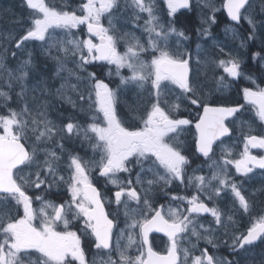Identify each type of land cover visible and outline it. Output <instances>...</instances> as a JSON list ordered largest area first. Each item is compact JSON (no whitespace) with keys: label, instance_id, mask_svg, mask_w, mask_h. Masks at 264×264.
I'll use <instances>...</instances> for the list:
<instances>
[{"label":"snow or ice","instance_id":"obj_1","mask_svg":"<svg viewBox=\"0 0 264 264\" xmlns=\"http://www.w3.org/2000/svg\"><path fill=\"white\" fill-rule=\"evenodd\" d=\"M22 5L28 22L18 36L9 34L6 43L14 48L5 47L4 54L6 58L10 51L15 59L22 53L26 58L14 69L0 61L9 88L0 90V264H90L91 248L93 257H106L102 264H244L255 249L264 252V214L255 212L244 189L257 174L264 177V155L251 151L264 152V20L253 15V0H223L228 20L241 28L246 22L248 34L245 38L234 27L227 28L244 52L225 51L216 41L214 47L223 56L213 57L209 65L223 73L217 91L235 87L243 103L204 91L192 73L193 53L185 43L191 40L188 27H176L180 16L190 24L187 14L199 9L201 24L208 25L196 30L199 64L201 38L215 40L210 28L219 22L215 13L220 9L211 0H196L195 6L193 0H163L166 20L161 19L164 8L156 0H124L123 12L130 13L126 18L118 15L121 0H80L75 7L66 4L60 9L45 0H22ZM120 19L131 21L133 28L141 27L137 22L143 19L147 46L132 32L118 36ZM171 37L176 38L175 48L169 44ZM121 38L126 44L123 52ZM69 56L78 71H67L77 83L61 75ZM40 57L44 68L49 60L55 62L53 75L63 81L56 95L72 109L90 114L86 127L74 114L58 122L48 119L46 110L55 107L54 85L40 69ZM249 59L255 74L244 70ZM97 65L101 71L107 66V75L116 79L106 82L90 70ZM241 81L250 83L241 86ZM69 87L78 99L68 94ZM130 87L143 96L134 110L139 125L128 123L119 111ZM181 109L189 113L187 118ZM237 126L241 137L236 143L243 145L239 158L227 146ZM184 132L194 137L187 147L180 139ZM77 140L88 143L91 156L69 148ZM217 148L222 149L219 159ZM204 165L210 176L202 174ZM101 178L112 186L105 190L110 193L108 204L117 206L115 213L106 210L104 192L98 187ZM260 184L256 191L264 192V180ZM178 187L186 194H176ZM188 189H195V194ZM164 198L168 199L157 207ZM154 233L166 238L161 240L164 252L155 250ZM125 238L127 243H122ZM200 241L207 246L198 247ZM220 250L223 254H218Z\"/></svg>","mask_w":264,"mask_h":264},{"label":"flooded vegetation","instance_id":"obj_2","mask_svg":"<svg viewBox=\"0 0 264 264\" xmlns=\"http://www.w3.org/2000/svg\"><path fill=\"white\" fill-rule=\"evenodd\" d=\"M62 1V3H64V7L67 5L75 7L79 4L80 0H60ZM58 2L59 0H54L53 3V7L59 9L58 7ZM212 3L215 4V6L217 8L220 9L219 12H216V16L219 18V22L217 24L211 25L210 31L212 33V35L215 37V40L208 38V37H204L201 38V43H202V48L204 49L203 51L200 52V63L197 64V58H196V40H197V36H196V30L197 28H204V27H208L207 24H201V17L199 15V9H197L195 12L192 13H188L187 15L191 16V22L190 24H187V22L185 21V17L184 16H180L179 18V22L177 23L176 27L177 28H183L185 26L188 27V36L191 38L190 41L185 42L186 44L190 45L191 51L193 53V59H192V73L196 76V78H198V80L201 82V84L204 87V91L207 93L209 90L212 91V93L216 96H222V97H231L233 100L235 99H239L241 103H243V99L242 96L241 97H237L236 95V89L235 87H229V88H225V89H221L219 91H217V80L219 78L220 75H223L222 70L220 69H215L214 65H212L211 67L209 65H211V61L213 59V57H217V56H223V53H220L219 49L214 47L215 42L219 41L221 43H223L224 47H225V51H229V50H239L241 53L244 52V49H241L239 47L240 45V40L237 38H234L232 35L231 31H226L227 28H231L234 27L240 34H242L245 38L247 37V31H245V29L248 28L247 23L245 22L243 25V28H241L240 25H234L233 22L229 21L227 18V14L223 11L222 9V4H223V0H211ZM123 3L124 0H121V13L118 15H122L123 17H127L130 15L129 12H123ZM156 3L158 5V7L164 8V13L165 15L163 17H161L162 20H166V7H164L163 5V0H156ZM193 4L195 6L196 4V0H193ZM253 15L255 16L257 21L260 20H264V11H262V7H264V0H253ZM201 7H203V4L201 3ZM182 12H184L185 10H181ZM205 12H208V9H204ZM211 14V13H209ZM146 17V14H143ZM26 18V16H25ZM28 22V20L26 21V23ZM102 23L104 24V26H108V21L107 19L102 20ZM141 27H136L133 28V24L131 21H127L126 19H120L117 21V35L120 37H123L124 33L126 32H132L137 38H139L141 40V42L143 44H145L147 46L148 44V36L147 33H145L142 30V26L144 25V20L141 19L137 22ZM82 28H84V26H81ZM78 33V30H74ZM84 34L86 36V28H84ZM79 38V36H78ZM175 37H171L169 40V44L172 48H175ZM7 40L2 41L3 46V52H4V48L5 47H10V48H14V45H7L6 43ZM206 41V42H205ZM35 43H39V42H35ZM126 44L124 39H120L119 41V50L121 52H123L125 50ZM258 48V43L257 45L253 46V50H256ZM147 55V54H146ZM26 58L25 54H18V56L14 59L11 56V52L9 51L7 54V57L5 58V54H4V60H5V65H6V69H14L17 64L20 62V60ZM148 60L150 61L151 56L148 55L147 56ZM227 58V57H224ZM40 60V69H42L43 72L47 73V75L50 77L48 79V84L49 85H54V87L52 88V100L55 104L54 108H50L47 111V116L48 119L53 120L58 122V120L60 118H67L69 114H74L76 121L78 123H81L82 125H84L86 127V122L90 121V114L87 112V110H80V109H72L71 106L69 105V112L68 113H59L57 110L58 108L57 105L59 104V100L56 98V89L58 88V85L60 83V78L55 77L53 74L55 72V62L52 60L48 61V67L44 68L43 67V57L39 58ZM5 69V75H4V84H7L5 87V91H9L8 88V76H7V71ZM65 71L61 74L63 77H65L68 81H70L71 83H77V81L75 80L74 76H69L68 73V69H72L73 71H78L75 68V65L72 64L71 62V56L68 57L67 62L65 64ZM90 70L96 71L98 73V75L104 79L106 82L110 81L112 79H116L115 77H109L107 75V66H105L104 70L101 71L99 65H97L95 68L90 67ZM245 71H249L252 72L253 74H255L254 72V65L252 64L251 60H246L245 61ZM124 72L125 75H128L129 72L127 69L122 70ZM215 72V75H214ZM36 75H39V72H35ZM15 83V82H14ZM35 83V80H30L29 81V93L32 94L31 92V86ZM250 82L248 81H241V86H243L244 84H249ZM113 88H115V84L111 85ZM264 86V85H262ZM16 91H19V88H16ZM68 94L72 95L74 99H78V97H76V93L72 92L70 87L67 90ZM39 93H37L38 95ZM13 97L15 98V92L12 93ZM144 96H146V93L143 94ZM143 96L140 95V90L135 88V87H130L129 91L124 95V97L121 99V102L119 104V111L121 112V114L123 116H126L128 118V123H130L131 125H139V120L138 119H134V110L135 108L140 104L141 100H142ZM181 114L187 118L189 116V113L186 112L184 109H181ZM196 113L192 112L191 113V117L195 118ZM248 123L249 121H247V114L245 117V124H244V132L248 131ZM256 124H259V121H256ZM195 129L192 128V133H194ZM241 137V129L239 126H237L235 128L234 131V135L232 137L231 141L227 142V146L232 147L233 150V154L235 156V158H239V152L242 151L243 149V145L241 144H237L236 141L238 138ZM193 135L189 132H184L181 135V141H182V146L183 147H187L188 144L191 143V141L193 140ZM76 148L79 150V154L81 156H84L85 153H87L88 156L92 155V150L91 148L88 146V143L86 141L81 142L80 140H77L74 144H69V148ZM194 147V145H193ZM252 154L254 155H264V152L258 150V149H252ZM222 154V149L221 148H217L216 149V159H219L221 157ZM203 159V158H201ZM197 167V164H192L191 168H195ZM204 171L202 174L210 176L211 175V170L207 167V165H204ZM257 173H259V170H257ZM189 175H191V169H189L188 172ZM201 174V173H198ZM232 174L235 175V171L234 169L232 170ZM237 182H239L240 178L236 177ZM264 180V177H261L259 174H257V176L255 177V179L251 182L245 183L244 184V189H245V194L249 197H251L252 201H253V205H254V210L255 212L258 213H262L264 214V192H258L256 191L257 189H259L261 187L260 181ZM178 184V182H176ZM98 187L104 192L105 195V204H106V210L108 211H112L113 213H115L116 211V204L112 203V204H108V196L110 195V193H108L105 189L106 188H111V185H105L103 182V179L101 178L100 181L98 182ZM56 190L54 189L53 192H55ZM188 192H191L192 194H195V189H188ZM175 193L176 194H180V195H184L185 190L183 187H178L175 189ZM160 191L159 189H157V193L156 195L159 196ZM48 199L53 200L54 202H60L59 199L55 196V195H49ZM168 198H164L158 201L157 203V207L162 204L165 203L166 200ZM231 198L229 197V200ZM208 203V205L214 206V201L213 200H207L206 201ZM217 206H222L220 204H217ZM35 207L38 209L39 208V203L37 202L35 204ZM132 207L135 208V204H132ZM124 208L121 207L120 208V220L123 221L124 220ZM240 215H243V213H241ZM209 220H211L212 218L209 216L208 217ZM225 219H227V217H225ZM244 221H247V216H244ZM37 223L39 221H36ZM123 226V225H121ZM62 227V226H61ZM213 227H215V224H213ZM152 236L154 237L153 240V245L155 250L160 251V252H164L166 249V244L161 243V240H166V238H164L162 236V234L159 233H154L152 234ZM122 243H127V240L125 238L124 241H122ZM193 243H195V238H193ZM188 247H191V245H186ZM207 245L203 242L200 241L198 247L203 248L206 247ZM132 251L134 252L135 250L132 249ZM210 251H215V250H211ZM95 252L94 248L89 249V253L87 256L88 261L91 262L93 261V259H95L96 264H102L103 260L106 259V257L97 255L95 257H93L92 253ZM198 254V253H197ZM218 254H223V251L220 250V252ZM264 261V252H262L259 248L255 249L252 253L248 254V256L245 259L244 264H261V262Z\"/></svg>","mask_w":264,"mask_h":264},{"label":"rangeland","instance_id":"obj_3","mask_svg":"<svg viewBox=\"0 0 264 264\" xmlns=\"http://www.w3.org/2000/svg\"><path fill=\"white\" fill-rule=\"evenodd\" d=\"M12 2H14V0H0V12H1V13H4V16H2V15L0 14V21L5 17V15H8V14L10 13V10H11V7H12ZM5 3H6V4H5ZM53 3H54V0H49V5H50V6H53ZM58 7H59V9H60V8H64V3H62V1H60V0H59V2H58ZM10 16H11V15H10ZM10 16L8 17V21H7V19H6V21H7V22H6V25H10V24H12V23H14V22L17 21V19H15L14 21L9 20ZM20 19H24V17H20ZM17 29H18V28H10V29L8 30V32H11V33H8V34L5 36L6 32L2 31L1 28H0V41H1L3 38H4V39L8 38V37H9V34H11V35H15ZM57 32H59V30H57ZM4 36H5V37H4ZM1 46L3 47L2 44H1ZM62 82H63V81L60 80V83H59L58 87H60V84H61ZM2 88H3V86L0 85V89H2ZM30 95H31V97H32V94H30ZM38 95H39V94H38ZM58 98H59V97H58ZM59 101H62V100L59 98ZM56 108L60 109V103H59V106L57 105Z\"/></svg>","mask_w":264,"mask_h":264}]
</instances>
